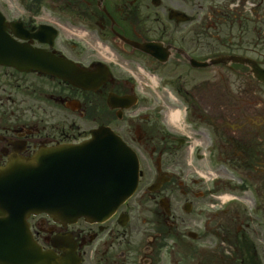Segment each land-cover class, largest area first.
Returning <instances> with one entry per match:
<instances>
[{
	"label": "flooded vegetation",
	"instance_id": "flooded-vegetation-1",
	"mask_svg": "<svg viewBox=\"0 0 264 264\" xmlns=\"http://www.w3.org/2000/svg\"><path fill=\"white\" fill-rule=\"evenodd\" d=\"M35 49L69 66L71 76L80 74L82 84L6 62ZM231 55L264 67V0H0V166L78 144L101 126L137 152L141 167L151 159L162 180L157 190L142 189V167L137 189L103 220L30 214L31 237L47 264H210L185 217L201 213L213 192L183 170L185 121L208 118L216 142V120H223L217 144L224 161L258 162L255 105L264 85ZM227 71L245 76V86L233 92ZM149 79L170 92L151 91ZM170 97L185 103L183 123L171 122L163 108Z\"/></svg>",
	"mask_w": 264,
	"mask_h": 264
},
{
	"label": "water",
	"instance_id": "water-1",
	"mask_svg": "<svg viewBox=\"0 0 264 264\" xmlns=\"http://www.w3.org/2000/svg\"><path fill=\"white\" fill-rule=\"evenodd\" d=\"M243 40L249 41L250 37ZM35 57L33 65L42 62L37 53ZM252 66L254 76L264 83V69L256 64ZM35 68L82 82L81 76L70 77L61 66L55 70L45 66ZM15 163L0 166V222L3 224L0 229L13 231L12 241L0 239V257L10 254L9 259L0 258V264L43 262L36 248L35 258L30 252L26 221L30 213L46 212L58 218H100L130 195L138 178L134 151L119 136L101 127L93 131L91 139L79 145L41 149L27 162ZM12 245L13 253L2 250Z\"/></svg>",
	"mask_w": 264,
	"mask_h": 264
},
{
	"label": "rangeland",
	"instance_id": "rangeland-1",
	"mask_svg": "<svg viewBox=\"0 0 264 264\" xmlns=\"http://www.w3.org/2000/svg\"><path fill=\"white\" fill-rule=\"evenodd\" d=\"M227 73L229 88L233 92L237 91L238 85L245 86L242 79L245 76L230 71ZM147 88L158 93L170 92L168 88L165 91L149 80ZM257 94V104L253 105L261 115L257 120L264 122V88L258 86ZM227 104L232 107L236 101L228 98ZM173 106L175 109H183L185 103L175 97L174 101L170 97L163 103V108L167 110ZM189 121H185L184 132L189 135L190 141L185 150L186 163L182 164L183 170L192 178H201L204 187L213 191L209 199L204 201L201 213L197 211V214L193 209L185 216L190 222L187 228L200 232V238L193 242L195 248L202 245L210 250V264H238L240 258L245 256L246 264H264V161L255 165H228L222 158L225 149L216 144L223 139L222 132L216 135L218 138L215 142L214 129L206 118L190 115ZM262 125L258 135L260 148H264V123ZM151 163V159H148L147 164L142 166L144 171L148 170L145 183L151 181ZM197 188L203 189L200 185ZM176 193L180 194L179 188ZM222 193L234 195L235 198L219 207L221 202L214 196Z\"/></svg>",
	"mask_w": 264,
	"mask_h": 264
},
{
	"label": "bare ground",
	"instance_id": "bare-ground-1",
	"mask_svg": "<svg viewBox=\"0 0 264 264\" xmlns=\"http://www.w3.org/2000/svg\"><path fill=\"white\" fill-rule=\"evenodd\" d=\"M178 113H179L178 111L171 112L170 113V118L173 119V120L176 119L178 117Z\"/></svg>",
	"mask_w": 264,
	"mask_h": 264
}]
</instances>
